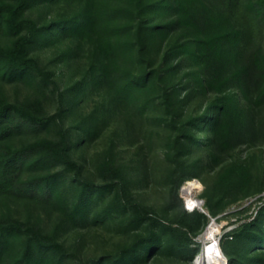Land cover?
Segmentation results:
<instances>
[{
  "label": "trees",
  "instance_id": "trees-1",
  "mask_svg": "<svg viewBox=\"0 0 264 264\" xmlns=\"http://www.w3.org/2000/svg\"><path fill=\"white\" fill-rule=\"evenodd\" d=\"M239 5L246 16L264 24V0H0V80L40 78L38 85L47 87L56 74L34 56L38 48L67 40H88L95 46L88 78L74 86L68 107L63 98L55 115L45 114L38 96L19 104L0 99V196L53 201L67 209L71 221L88 220L93 195L112 190L110 184L97 186L85 179L84 165L71 156L76 146L95 137L92 128L78 126L83 133L75 143L63 128L57 139L17 146L14 138L31 129L50 128L90 90H104L116 105L161 90L171 113L177 103H202L196 115L182 123L178 155L199 152L192 164L197 176L203 169L215 171L206 202L210 218L225 208L231 191L239 190L241 197L254 193L250 166L233 153L243 144H253L261 129L264 48L248 53L247 34L232 18ZM36 6L56 8L57 14L41 23L27 16ZM57 166L78 183L71 202L62 190L65 174L53 171ZM100 173L107 180L124 179L123 170L108 163L101 165ZM239 199L236 195L233 200ZM259 213L221 243L227 264H264V208ZM134 215V222L146 224L147 235L91 264H146L162 255L192 257L198 251L192 235L209 222L200 212H181L165 221L138 205ZM66 256L55 232H45L40 221L22 220L7 202L1 204L0 264H65Z\"/></svg>",
  "mask_w": 264,
  "mask_h": 264
},
{
  "label": "rangeland",
  "instance_id": "rangeland-1",
  "mask_svg": "<svg viewBox=\"0 0 264 264\" xmlns=\"http://www.w3.org/2000/svg\"><path fill=\"white\" fill-rule=\"evenodd\" d=\"M56 11V8L36 6L27 16L42 23L55 17ZM232 18L247 34L245 42L248 53L264 48V24L246 16L241 5L232 11ZM94 54L95 46L88 40H67L38 48L34 56L45 70L55 72L54 82L42 87L38 85L40 78L35 81L0 80V99L19 104L38 96L43 102L45 114L55 115L63 98L68 107L74 86L88 78ZM183 76L184 72L177 80L180 81ZM88 92L82 103L62 118H56L50 128L20 133L14 138L15 144L21 146L42 138L57 139L62 128L71 134L75 143L83 133L78 126L92 128L95 137L88 143L76 146L71 156L84 165L85 179L97 186L110 184L111 192L93 195L90 215L85 222L71 221L67 209L53 201L6 199L0 196V206L5 201L15 210L18 218L38 220L45 232H55L67 249L65 264L94 263L105 256L118 254L145 237L148 233L146 224L134 222L136 205L154 211L165 221L175 220L181 212L204 213L209 222L192 235V246L198 248L192 257L162 255L153 257L146 264H193L201 253L204 256L203 264H224L220 259L221 254L227 257L221 243L226 239L231 240L236 231L259 216L264 208V183L260 185L264 181V105L258 111L262 122L254 143L243 144L233 153L235 159L245 161L250 166L253 174L250 189L254 193L241 197L239 190L231 191L225 208L210 218L206 202L216 178L215 171L203 169L197 176L192 164L198 159L199 152L184 157L178 155L182 123L196 115L197 106L202 103L196 107L191 103H177L172 112L175 117L164 104L161 90L157 91V95L139 96L138 100L125 105H116L104 90ZM183 96L184 92L177 99ZM103 163L122 169L124 179H105L100 173ZM53 171L65 174L62 190L71 202L72 198H76L78 183L62 166H57ZM191 183L197 185L193 196L203 201L205 212L185 208L186 196L182 190ZM262 186L263 189H260ZM236 195L241 199L233 200ZM209 229L211 236L206 235Z\"/></svg>",
  "mask_w": 264,
  "mask_h": 264
},
{
  "label": "bare ground",
  "instance_id": "bare-ground-1",
  "mask_svg": "<svg viewBox=\"0 0 264 264\" xmlns=\"http://www.w3.org/2000/svg\"><path fill=\"white\" fill-rule=\"evenodd\" d=\"M197 184V182H196ZM194 184V183H191V184H188L187 186H185L182 190V193L184 194V196H186L185 198V202L187 203L188 207L191 209L193 206L194 207H197L198 209H201V203L196 200L193 196L194 192H195V189L197 188V185ZM187 209V208H186ZM194 211V209H193ZM207 236H211V229H209L206 233ZM197 256L200 257V261H201V264H203V254H198ZM196 256V257H197ZM196 259V258H195Z\"/></svg>",
  "mask_w": 264,
  "mask_h": 264
},
{
  "label": "clouds",
  "instance_id": "clouds-1",
  "mask_svg": "<svg viewBox=\"0 0 264 264\" xmlns=\"http://www.w3.org/2000/svg\"><path fill=\"white\" fill-rule=\"evenodd\" d=\"M220 259H222L224 261V264H227V260L226 258H224L221 254V257ZM193 264H201V261H200V257L197 256L196 259L193 261ZM217 264H219V262H217Z\"/></svg>",
  "mask_w": 264,
  "mask_h": 264
},
{
  "label": "built area",
  "instance_id": "built-area-1",
  "mask_svg": "<svg viewBox=\"0 0 264 264\" xmlns=\"http://www.w3.org/2000/svg\"><path fill=\"white\" fill-rule=\"evenodd\" d=\"M197 200V199H196ZM200 203H201V209L200 210H202V211H204L205 212V210L203 209V201H200V200H198ZM185 208H187L186 210H188V211H193V209L194 210H196V209H198L197 207H192L191 209L188 207V205H187V203L185 202ZM227 260V259H226Z\"/></svg>",
  "mask_w": 264,
  "mask_h": 264
},
{
  "label": "water",
  "instance_id": "water-1",
  "mask_svg": "<svg viewBox=\"0 0 264 264\" xmlns=\"http://www.w3.org/2000/svg\"><path fill=\"white\" fill-rule=\"evenodd\" d=\"M212 220H214V219H212Z\"/></svg>",
  "mask_w": 264,
  "mask_h": 264
}]
</instances>
